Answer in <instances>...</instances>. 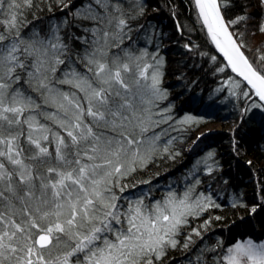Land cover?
I'll list each match as a JSON object with an SVG mask.
<instances>
[{
  "label": "snow or ice",
  "instance_id": "6c2138e0",
  "mask_svg": "<svg viewBox=\"0 0 264 264\" xmlns=\"http://www.w3.org/2000/svg\"><path fill=\"white\" fill-rule=\"evenodd\" d=\"M185 4L0 0V264H264V0Z\"/></svg>",
  "mask_w": 264,
  "mask_h": 264
},
{
  "label": "trees",
  "instance_id": "16d2710c",
  "mask_svg": "<svg viewBox=\"0 0 264 264\" xmlns=\"http://www.w3.org/2000/svg\"><path fill=\"white\" fill-rule=\"evenodd\" d=\"M153 3H158L159 0H152ZM174 3L180 6L181 8L187 7L185 4V0H174ZM158 18L160 20L161 25L163 26L165 31H170L173 25V21L170 19L169 14L167 11H162L161 13L157 14ZM181 22H184L183 16H181ZM169 59H172L171 55L169 56ZM168 82H173L171 77L168 78ZM212 77H207L203 82L200 84V89L205 90V94L208 89L212 87ZM199 92V89L197 90ZM223 117H227V119H223ZM232 116L228 112H219L215 114V118L210 120L209 125H220L221 126V132L216 133L215 139L216 141L219 140V145L223 148L227 147V137L229 132V127L231 124ZM206 126V127H207ZM205 127V128H206ZM255 144L252 145L250 151V155L258 157L260 159H264V154L255 151ZM189 157L186 155L182 160L178 159L175 165L173 166L172 170L168 173V175H178L180 170L184 168L186 165L189 164ZM242 170H238L234 172V183L237 185L238 189L243 190L246 197L250 198L253 193V187H254V177L249 175L246 169H243V166H241Z\"/></svg>",
  "mask_w": 264,
  "mask_h": 264
},
{
  "label": "rangeland",
  "instance_id": "374dc122",
  "mask_svg": "<svg viewBox=\"0 0 264 264\" xmlns=\"http://www.w3.org/2000/svg\"><path fill=\"white\" fill-rule=\"evenodd\" d=\"M208 128H211L214 133L219 132L221 130V127L219 125H209L205 128V131H207Z\"/></svg>",
  "mask_w": 264,
  "mask_h": 264
},
{
  "label": "bare ground",
  "instance_id": "6f19581e",
  "mask_svg": "<svg viewBox=\"0 0 264 264\" xmlns=\"http://www.w3.org/2000/svg\"><path fill=\"white\" fill-rule=\"evenodd\" d=\"M219 126H220V125H219ZM220 127H221V126H220ZM221 129H222V128H221ZM219 132H221V130H220ZM219 132H215V134H216V133H219ZM218 142H219V140H218Z\"/></svg>",
  "mask_w": 264,
  "mask_h": 264
}]
</instances>
